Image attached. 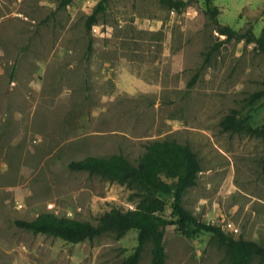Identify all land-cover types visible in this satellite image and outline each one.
Listing matches in <instances>:
<instances>
[{
    "label": "rangeland",
    "instance_id": "374dc122",
    "mask_svg": "<svg viewBox=\"0 0 264 264\" xmlns=\"http://www.w3.org/2000/svg\"><path fill=\"white\" fill-rule=\"evenodd\" d=\"M64 1L0 0V264H119L136 230L69 243L15 221L53 213L95 224L112 207L133 208L128 188L67 163L118 153L135 163L147 142L162 139L188 144L199 161L183 206L264 246V139L219 126L264 89V54L244 40L223 42L204 0L179 12L159 0H108L90 32L85 21L100 0ZM211 5L219 24L264 30V0ZM251 107L257 126L264 96ZM164 243L165 264H228L208 233L167 226ZM150 249L139 264H150Z\"/></svg>",
    "mask_w": 264,
    "mask_h": 264
},
{
    "label": "trees",
    "instance_id": "16d2710c",
    "mask_svg": "<svg viewBox=\"0 0 264 264\" xmlns=\"http://www.w3.org/2000/svg\"><path fill=\"white\" fill-rule=\"evenodd\" d=\"M68 1L65 0L64 3ZM107 1H98L86 18L87 32H90L91 26L96 22L97 15L105 11ZM211 1L204 0L206 12L216 32L224 35L223 42L244 40L246 44L252 43L255 49L264 54V30L261 35L255 36L250 28L239 32L229 25L219 24L215 19L218 8L212 6ZM159 2L170 10L179 12L189 0ZM91 48L92 41L89 37L87 53ZM262 96L264 89L251 94L247 99L246 105L249 108L246 113L239 109H230L219 122L222 131L264 139V122L257 126H252L249 122L251 106ZM67 167L125 186L135 198L134 207L125 210L112 207L103 212L95 224L53 213H41L32 220H16L17 227L34 234L57 237L69 243L92 240L107 233L120 239L129 230H136V246L119 264H139L147 244L151 245L150 264H165L164 235L167 226H175L176 230L189 237L208 233L224 250L228 264H249L254 258L259 260V264L264 261V246L243 238L235 239L227 235L220 226L201 221L183 206V194L196 184L201 171L196 153L186 143L168 139L152 140L144 145V151L135 163L118 153L107 157L88 156L70 161ZM261 169L264 172V158ZM167 203L169 215L164 212Z\"/></svg>",
    "mask_w": 264,
    "mask_h": 264
},
{
    "label": "crops",
    "instance_id": "0c3cea01",
    "mask_svg": "<svg viewBox=\"0 0 264 264\" xmlns=\"http://www.w3.org/2000/svg\"><path fill=\"white\" fill-rule=\"evenodd\" d=\"M253 0H244L245 4H248L249 2H252Z\"/></svg>",
    "mask_w": 264,
    "mask_h": 264
}]
</instances>
